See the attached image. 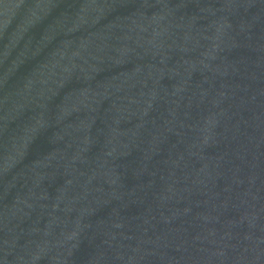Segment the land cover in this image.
<instances>
[{
	"label": "water",
	"instance_id": "obj_1",
	"mask_svg": "<svg viewBox=\"0 0 264 264\" xmlns=\"http://www.w3.org/2000/svg\"><path fill=\"white\" fill-rule=\"evenodd\" d=\"M0 264H264V0H0Z\"/></svg>",
	"mask_w": 264,
	"mask_h": 264
}]
</instances>
